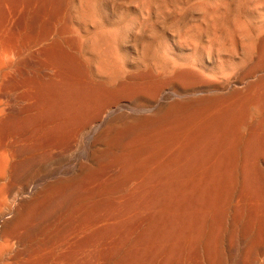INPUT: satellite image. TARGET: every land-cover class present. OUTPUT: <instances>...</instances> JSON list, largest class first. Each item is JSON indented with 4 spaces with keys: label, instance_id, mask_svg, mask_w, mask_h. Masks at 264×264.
Returning a JSON list of instances; mask_svg holds the SVG:
<instances>
[{
    "label": "bare ground",
    "instance_id": "1",
    "mask_svg": "<svg viewBox=\"0 0 264 264\" xmlns=\"http://www.w3.org/2000/svg\"><path fill=\"white\" fill-rule=\"evenodd\" d=\"M0 264H264V0H0Z\"/></svg>",
    "mask_w": 264,
    "mask_h": 264
}]
</instances>
